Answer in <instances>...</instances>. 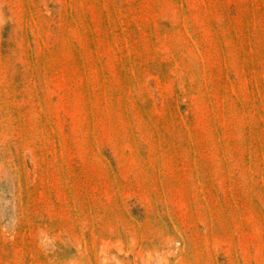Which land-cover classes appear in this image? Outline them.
<instances>
[{"label":"rangeland","instance_id":"obj_1","mask_svg":"<svg viewBox=\"0 0 264 264\" xmlns=\"http://www.w3.org/2000/svg\"><path fill=\"white\" fill-rule=\"evenodd\" d=\"M0 264H264V0H0Z\"/></svg>","mask_w":264,"mask_h":264}]
</instances>
